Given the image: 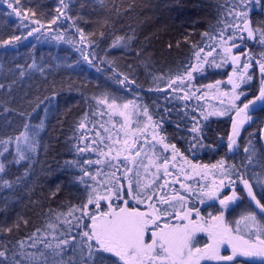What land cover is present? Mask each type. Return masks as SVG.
Here are the masks:
<instances>
[{"label": "trees", "instance_id": "16d2710c", "mask_svg": "<svg viewBox=\"0 0 264 264\" xmlns=\"http://www.w3.org/2000/svg\"><path fill=\"white\" fill-rule=\"evenodd\" d=\"M15 7L27 12L28 19L21 20L7 0H0V251L6 253L0 264H81L82 255L88 254L87 249L81 252L82 233L91 221L79 209L89 193L95 189L93 198L96 193L108 196L114 188L122 198L112 195L111 204L120 207L130 186L139 198L145 196L146 179H152L150 202L156 193H176L187 200L192 218L199 212L205 222L214 223L212 217L223 214L233 235L239 228L244 238L256 239L255 227L246 229L251 222L243 217L254 211L264 226V213L241 180L247 179L264 203L259 141L264 102L242 124L229 150L236 108L208 115L201 100L175 87L199 53L214 49L221 36H235L228 42L239 45L236 71L249 64L235 105L242 108L257 98L264 45L259 31L249 39L236 13L246 12L252 29H264V0H20ZM13 37L19 39L4 43ZM228 68L214 73L226 75ZM112 104L128 105L133 122L145 121L153 140H141L135 131L126 135ZM159 154L162 166L156 173ZM172 159L176 170L166 175ZM195 169L200 175H181ZM206 172L211 184L201 177ZM163 182L174 188L162 191ZM211 186L221 188V199L233 193L237 198L226 207L212 202V195H205ZM99 203L101 209L95 203L88 208L107 210ZM64 240L69 243L62 244ZM192 242L206 245L200 234ZM222 250L220 255H232L229 246ZM96 255L106 258L103 264H120L110 253ZM204 264H264V257L237 255L232 261Z\"/></svg>", "mask_w": 264, "mask_h": 264}, {"label": "snow or ice", "instance_id": "6c2138e0", "mask_svg": "<svg viewBox=\"0 0 264 264\" xmlns=\"http://www.w3.org/2000/svg\"><path fill=\"white\" fill-rule=\"evenodd\" d=\"M7 3L8 7L12 8L21 20L28 19L27 12L21 14V10L15 7V5L20 3V0H7ZM61 4H63V0H61ZM64 6L66 7V5ZM236 15L237 17L243 18L242 31L247 32L249 39L254 38L255 32L259 31V42L264 45V29H252L249 21L246 19V12L240 11L237 12ZM32 23H37V21L33 20ZM52 23H55V19H53ZM235 27L241 29V24L237 23ZM38 30L39 29H36V31ZM28 34L31 35V31ZM81 36L83 38V33H81ZM18 39L19 37H13L12 40L4 41V43H12ZM235 39H237L235 36H228L227 38L221 36L222 44L225 45H227V41H234ZM238 39L242 40L243 37L241 36ZM235 47H239V45L233 42L230 46L224 48V51L231 56L233 64L240 62L239 56L232 55V48ZM208 55H211V53H208ZM262 55H264V53H262ZM259 65L262 73V82H264V60L260 61ZM248 67V63H243V68L245 70ZM189 76H191V73H189ZM248 79H251V77L249 76ZM129 83H131V81H129ZM217 83H219V81ZM229 83L233 85L235 99H239L242 93H235V89L239 87V85L234 83L231 77L229 78ZM208 87L211 88L213 85H208ZM225 95H227V93H225ZM256 99L264 101V86L260 88V95ZM254 103L255 101H249V103L244 104V107L241 109L233 102L232 107L236 108L237 115H239L240 112H244L249 108V104ZM109 107H114V105H109ZM124 107L126 108L128 105H124ZM121 115H123V113H121ZM149 120H151V117H149ZM242 124L243 121L238 123L235 119L233 120V135L229 136V150H231L233 144H235V136L239 135L240 126ZM80 127H83V124H81ZM197 130L196 127L192 129L193 132ZM169 147L170 145L164 144L165 149ZM171 147L175 150L174 145H171ZM80 151H84V149H80ZM245 151H247V149H245ZM136 155H140V151H137ZM125 159L127 160L128 157L125 156ZM100 162L101 161H96V163ZM89 163L91 162L89 161ZM219 163L223 165L224 162L220 161ZM164 164L165 166L167 165V158H165ZM193 167L196 166L193 165ZM213 167H216V165H213ZM2 171H4V166L0 164V172ZM165 174H170L166 167ZM85 175H88V173L85 172ZM92 178L95 179V177ZM241 183L247 191L248 197L255 202L256 208H258L261 213H264V203H261V201L257 199L249 181L247 179H242ZM161 187H163V185H161ZM95 192L96 190L93 189L92 193H89L87 203L79 209L82 215L86 216L91 221L90 224L85 225L89 230L82 233L84 239L81 241V252L83 253V250L87 249L88 254L87 257L82 255L81 264H98V262L99 264H103L106 258L102 255H96L99 253H110L112 256L118 258L120 264H204L205 261L211 260L232 261L237 255L245 257H264V235H261V232H264V226L260 225L257 220V214L254 211L244 216L243 220L251 222L245 225L246 229L255 227V240L251 237L244 238L240 234L239 228H237L236 234L233 235L232 229L223 223V214L212 217V220L217 222L214 224L203 222V218L199 217V212H197L196 215L200 221L198 223L197 219L192 218L191 212L181 213L178 211L176 217L180 223L173 225L164 222L161 226V217L170 215V213H168L166 209L156 207L154 204H149L148 207L150 211L147 212H142L134 208L130 209L128 207L114 208L111 203L109 204V211L100 210L98 213L92 212L88 208V205L95 203L96 208L101 209L99 201L110 200L112 195H115L117 199L122 198L119 192L114 188L108 189V196H102L96 193L93 198V193ZM128 195L132 199H135L137 203H143L139 198L140 194L133 192L131 186L129 187ZM205 195L211 196L214 195V193L208 192L205 193ZM145 196L149 200L153 198L147 193H145ZM175 198L176 197H173V199ZM236 198L235 193H233L227 200L221 199L220 204L226 207L228 200H234ZM179 199L183 200L184 197L180 196ZM124 203L127 204L128 201L125 200ZM161 203H169V198L162 197ZM73 211H75V209H73ZM69 215H71V212ZM261 219H264V217ZM239 223H241V221H237V224ZM15 226L18 227V224ZM5 231L10 232L11 228H7ZM196 231H203L208 235L209 243L203 248L194 246L192 242ZM61 243L66 245L69 241L64 240L61 241ZM225 243L232 249V255H220V247ZM21 247H23V242H21ZM0 258H6V253L4 251H0ZM14 264H19V262H14ZM113 264H115V262H113Z\"/></svg>", "mask_w": 264, "mask_h": 264}, {"label": "rangeland", "instance_id": "374dc122", "mask_svg": "<svg viewBox=\"0 0 264 264\" xmlns=\"http://www.w3.org/2000/svg\"><path fill=\"white\" fill-rule=\"evenodd\" d=\"M232 43L227 41V45L222 44V41H218L216 42V47H214V49L208 51V53H211V55H208V53L205 52H201L199 53L196 58H194L193 63L189 69V72L184 75L183 78L180 77L181 79H179L178 84L176 85L175 89H181L187 97H193L196 98L197 100H201L205 106V110L208 113V115H222V113H227L228 110L230 111V109H232V103L237 100L234 97V90H233V85L232 83H229V78H232V81L236 84H240V80L241 77L243 76V73L245 71L244 68H242V70L240 72L236 71V66H238V63L233 64V61L231 59V56L226 53L224 51V48L226 46H230ZM236 48V47H235ZM235 48H232V55H236L240 57L239 53H236ZM219 65V66H217ZM229 66L227 74L223 75V76H217L214 71L217 70H221V68L223 66ZM189 73H191V76H189ZM219 81V83H217ZM208 85H213V87H208ZM262 86H264V82L262 83ZM261 86V87H262ZM240 87V86H239ZM259 87V95H260V88ZM185 88V89H183ZM225 93H227V95H225ZM235 93H238V87L235 89ZM258 95V96H259ZM264 101L258 100L257 103V107L258 105H261ZM113 105V104H112ZM113 110L117 113V115H121V113H123V115H121V119H122V127L123 130L125 131V133H127L126 135H129L130 132L135 131V133H140V138L141 140H146V141H152V132H149L147 130V124L145 121H143V123H139V124H135L132 120L131 117V112H128V107H124V104L121 105H117L112 107ZM256 108V107H255ZM254 108V109H255ZM134 115V114H133ZM251 113H247L244 115V117H246L243 121V123L246 121V119L248 118V116H250ZM261 138V137H260ZM259 138V140H260ZM131 138H129L130 141ZM129 144V143H128ZM156 144V142H155ZM234 146V144H233ZM232 146V147H233ZM160 151V150H159ZM161 153V152H160ZM161 154H159V157L156 158V162L158 163V166L161 167L162 166V162L160 160ZM152 155L148 157V159L151 160ZM174 159H172V164L168 167V173H172L173 171H175L176 169V161H173ZM156 169V173L158 170V167ZM208 171V170H206ZM189 172V171H188ZM193 172V173H192ZM192 172H185L182 171V176H184L185 178L187 177H194V175H200L201 172H198L196 169L193 170ZM209 172V171H208ZM208 172L204 173L201 175L203 180H206L209 184H211V177L209 176ZM147 175V174H146ZM200 177V178H201ZM177 178L179 180H183L182 177L177 176ZM167 178L164 177L163 180H166ZM145 180V179H144ZM152 179L148 180L146 179V183L142 186L143 188H145L143 190L144 194L148 192V190H150L149 185ZM180 183H178L179 185ZM183 184V183H182ZM173 189L169 184L163 182V187H162V191L165 189ZM220 187H213L211 186V192L214 193V195L211 196V201H219L221 200V198L218 195L220 191ZM115 196V195H114ZM154 196L155 200L154 202H150L149 199L147 200L146 196H144L143 198H140L143 203H137V201L135 199H132L131 197H127L125 200L128 201V203L133 204V207L128 206L127 204H125L124 202L122 203V205L120 207H128L130 209H137L139 211L142 212H147L150 211L149 209V204H154L156 207L162 208V209H166L167 211L170 210L172 212H174V215H172L170 212V215L167 216H162L160 219V223L161 226L163 225L164 222H168L170 224H177L180 223V221L177 219L176 217V213L179 211L181 213H185L186 208H185V204L184 201L187 203V200L184 198L183 200H180L179 197L180 195L173 193L172 195H168L166 197L169 198V203L164 204L161 203V198L164 197L161 196L159 193H156ZM173 197H176L175 199H173ZM112 197L110 200H101L99 202H103L105 206H107V210L105 211H109V204L111 203ZM202 204V203H200ZM198 204V206L200 205ZM219 216V215H217ZM193 219H197V222L199 223V218H193ZM186 222V221H185ZM203 222H205L203 220ZM207 222V221H206ZM209 222V221H208ZM216 221H214L215 224ZM212 223V222H210ZM217 223V222H216ZM197 234L203 235V237H205L206 243H209V239H208V235L206 232L203 231H196L194 233V236H196ZM193 236V237H194ZM205 245L202 246H198L203 248ZM228 245L225 243L223 245H221L220 250L222 249H227ZM223 251V250H222Z\"/></svg>", "mask_w": 264, "mask_h": 264}, {"label": "water", "instance_id": "95a60500", "mask_svg": "<svg viewBox=\"0 0 264 264\" xmlns=\"http://www.w3.org/2000/svg\"><path fill=\"white\" fill-rule=\"evenodd\" d=\"M253 101H255V103L254 104H249V108L248 109H246L244 112H240V114L239 115H237V113L233 116V119H232V123H233V120L235 119L238 123L240 122V121H244V119L246 118V117H244V115L245 114H247V113H253V110H254V108L255 107H257L256 105H257V103H258V100L257 99H253ZM247 103H249V102H247ZM247 103H245V104H247ZM244 107V105H242V108ZM241 108V109H242ZM229 136H231V135H233V130H231V132H229V134H228ZM260 146H261V150H262V154H263V156H264V128L262 129V131H261V134H260Z\"/></svg>", "mask_w": 264, "mask_h": 264}]
</instances>
